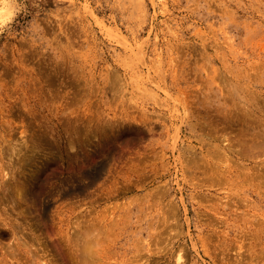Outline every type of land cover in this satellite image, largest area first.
<instances>
[{"label": "rangeland", "instance_id": "rangeland-1", "mask_svg": "<svg viewBox=\"0 0 264 264\" xmlns=\"http://www.w3.org/2000/svg\"><path fill=\"white\" fill-rule=\"evenodd\" d=\"M263 106L264 0H0V264H264Z\"/></svg>", "mask_w": 264, "mask_h": 264}, {"label": "bare ground", "instance_id": "bare-ground-1", "mask_svg": "<svg viewBox=\"0 0 264 264\" xmlns=\"http://www.w3.org/2000/svg\"><path fill=\"white\" fill-rule=\"evenodd\" d=\"M244 92H245V91H244ZM263 108H264V106H263ZM257 111H258V110H257ZM243 112H244V111H243ZM261 113H262V112H261ZM247 114H248V113H247ZM249 114H250V113H249ZM241 115H242V114H241ZM256 115H257V114H256ZM236 116H237V115H236ZM249 116H250V115H249ZM249 116H248V117H249ZM225 117H227V116H225ZM225 117H224V118H225ZM234 118H235V117H234ZM252 118H254V117H252ZM226 119H227V118H226ZM243 119H244V118H243ZM227 120H228V119H227ZM253 120H257V119H253ZM229 121H230V120H229ZM232 121H233V120H232ZM242 122H243V121H242ZM244 122H245V121H244ZM244 122H243V124H245ZM211 123H212V122H211ZM227 123H229V122L227 121ZM230 123H231V121H230ZM237 123H238V122H237ZM202 124H203V123H202ZM202 124H201V125H202ZM220 124L222 125V123H220ZM225 124H226V123H225ZM232 124H234V123H231V124H229V125L232 126ZM243 124H242V125H243ZM213 125H214V124H213ZM215 125H216V124H215ZM215 125H214V126H215ZM221 125H220V126H221ZM234 125H235V124H234ZM234 125H233V126H234ZM245 125H246V124H245ZM263 125H264V124H263ZM204 126H206V125H204ZM226 126H227V125H226ZM226 126H224V127L226 128ZM238 126H240V125H238ZM201 127H202V126H201ZM224 127H223V128H224ZM229 127H230V126H229ZM229 127H228V128H229ZM263 127H264V126H263ZM211 128H212V127H211V125H210V129H211ZM225 128H224V129H225ZM228 128H227V129H228ZM230 128H233V127H230ZM242 128H243V127H242ZM246 128H247V127H246ZM249 128H250V127H249ZM258 128H260V127H258ZM220 129H221V128H220ZM237 129H238V127H237ZM244 129H245V128H244ZM252 129H253V128H252ZM260 129H261V128H260ZM200 130H201V129H200ZM235 130H236V129H235ZM256 130H257V129H256ZM256 130L253 131V133L256 132ZM207 131H209V130H207ZM250 131H252V130H250ZM212 132H213V130H212ZM221 132H222V131H221ZM239 132H240V131H239ZM245 132H249V131H245ZM257 132H258V131H257ZM203 133H205V132H203ZM209 133H210V132H209ZM261 133H262V132H261ZM214 134H215V133H214ZM214 134H213V135H214ZM225 134H226V133H225ZM230 134H232V133H230ZM230 134H228V135L230 136ZM246 134H247V133H246ZM250 134H251V133H250ZM257 134H258V133H257ZM262 134H263V133H262ZM232 135H233V136H231V137H234V133H233ZM252 135H253V134H252ZM214 136H215V135H214ZM214 136H213V137H214ZM242 136H243V135H242ZM244 136H245V134H244ZM254 136H255V135H254ZM257 136H258V135H257ZM259 136H260V134H259ZM262 136H263V135H262ZM205 137H206V136H205ZM209 137H210V136H209ZM216 137H217V136H216ZM248 137H249V136H248ZM250 137L252 138V136H250ZM250 137H249V138H250ZM225 138H226V137H225ZM239 138H240V137H239ZM246 138H247V137H246ZM246 138H245V139H246ZM251 138H250V139H251ZM258 138H259V137H258ZM262 138H263V137H261V139H262ZM202 139H203V138H202ZM214 139H215V137H214ZM214 139H213V140H214ZM223 139H224V138H223ZM245 139H244V140H245ZM247 139H248V138H247ZM252 139H253V138H252ZM200 140H201V139H200ZM205 140H206V139H205ZM219 140H220V139H219ZM244 140H242V141H244ZM232 141L234 142V140H232ZM262 141H264V140H262ZM221 142H222V141H221ZM244 142H245V141H244ZM260 142H261V141H260ZM204 143H205V142H204ZM222 143H223V142H222ZM226 143H227V142H226ZM231 143H232V142H231ZM231 143H230V144H231ZM237 143H238V142H237ZM248 143H250V140H249V142H247L246 144L249 145ZM200 144H201V143H200ZM213 144H214V143H213ZM234 144H235V143H234ZM243 144H244V143H243ZM254 144H255V143H254ZM210 145H211V144H210ZM225 145H226V144H225ZM255 145H256V144H255ZM217 146H218V145H217ZM227 146H229V145H227ZM231 146H232V145H231ZM259 146H260V145H259ZM263 146H264V144H263ZM211 147H212V146H211ZM229 147H230V146H229ZM252 147H253V146H252ZM255 147H256V146H255ZM218 148H219V146H218ZM227 148H228V147H227ZM215 149H216V148H215ZM228 149H230V148H228ZM255 149H256V148H255ZM257 149H259V148L257 147ZM217 150H218V149H217ZM217 150H216V151H217ZM232 150H233V149H232ZM232 150H231V151H232ZM219 151H220V150H219ZM201 152H202V151H201ZM213 152H214V151H213ZM238 152H239V151H238ZM256 152H257V151H256ZM256 152H255V153H256ZM263 152H264V151H263ZM218 153H219V152H218ZM218 153H215V154H217V156H219ZM221 153H222V152H221ZM221 153H220V154H221ZM245 153H246V150H245ZM260 153H261V152H260ZM215 154L213 153V155H215ZM240 154H241V153H240ZM248 154H249V153H248ZM248 154H247V155H248ZM213 155H212V156H213ZM253 155H254V154H253ZM255 155H256V154H255ZM258 155L260 156L259 153H258ZM249 156H250V155H249ZM226 157H227V156H226ZM243 157H244V156H243ZM251 157H252V156H251ZM256 157H257V156H256ZM253 158H254V157H253ZM258 158H259V157H258ZM194 159H195V158H194ZM248 159H249V158H248ZM191 160H192V159H191ZM192 162H193V161H192ZM17 164H18V163H17ZM195 164H196V163H195ZM204 164H207V163H204ZM208 164H209V163H208ZM261 164H262V163H261ZM238 165H239V164H238ZM189 166H190V165H189ZM201 166L203 167L202 164H201ZM204 166H205V165H204ZM255 166H256V165H255ZM258 166H259V165H258ZM258 166H257V167H258ZM241 167H242V166H241ZM22 168H23V167H22ZM204 168H205V167H204ZM207 168L209 169L210 166L207 165ZM243 168H244V167H243ZM254 168H256V167H254ZM211 169H212V168H211ZM258 169H259V168H258ZM260 169H261V168H260ZM198 170H199V169H198ZM213 170H214V169H213ZM262 171H263V170H262ZM203 172H204V171H203ZM208 172H209V171H208ZM210 172H211V171H210ZM255 172H256V171H255ZM204 173H205V172H204ZM213 173H214V172H213ZM208 174H209V173H208ZM239 174H240V173H239ZM263 174H264V172H263ZM205 175H207V174H205ZM209 175H210V174H209ZM209 175H208V176H209ZM211 175H212V174H211ZM215 175H216V174H215ZM251 176H252V175H251ZM258 176H259V175H258ZM261 176H262V175H261ZM201 177H202V176H201ZM215 177H216V176H215ZM206 178H207V177H206ZM209 178H210V177H209ZM223 178H224V177H223ZM259 178H260V177H259ZM262 178H263V177H262ZM207 179H208V178H207ZM216 179H217V178H216ZM216 179H215V180H216ZM220 179H221V178H220ZM212 182H213V179H212ZM217 183H218V182H217ZM219 184H220V183H219ZM256 184H257V183H256ZM261 184H262V183H261ZM263 184H264V183H263ZM19 191H20V190H19ZM66 192H67V191H66ZM53 193H54V192H53ZM64 193H65V192H64ZM6 196H7V195H6ZM51 197H52V195H51ZM2 200H3V199H2ZM44 200H45V199H44ZM12 202H13V201H12ZM12 202H11V203H12ZM9 203H10V202H9ZM25 211H26V210H25ZM10 226H11V225H10ZM8 227H9V226H8ZM12 232H13V231H12ZM16 236H17V235H16ZM37 244H38V243H37ZM43 246H44V245H43ZM46 246H47V245H46ZM83 246H84V245H83ZM83 246H80V247H83ZM49 247H50V246H49ZM8 248H9V247H8ZM43 248H44V247H43ZM85 248H86V247H85ZM81 250H82V249H81ZM30 251H31V250H30ZM84 251H85V250H84ZM31 252H33V251H31ZM80 252H81V251H80ZM86 252L88 253V251H86ZM30 254H31V253H30ZM41 254H42V253H41ZM83 254H85V252H83ZM83 254H82V255H83ZM35 255H36V253H35ZM35 255H34V256H35ZM80 257H81V255H80ZM83 257H84V256H83ZM88 257H89V256H88ZM39 259H40V258H39ZM78 259H79V258H78ZM81 259H82V257H81ZM83 259H84V258H83ZM41 260H42V259H40V261H41ZM56 261H57V260H56ZM48 262H49V261H48ZM51 262H52V261H51ZM41 263H42V261H41ZM44 263H45V262H44ZM44 263H43V264H44ZM56 264H57V263H56Z\"/></svg>", "mask_w": 264, "mask_h": 264}]
</instances>
